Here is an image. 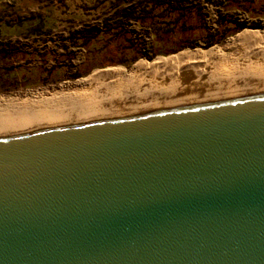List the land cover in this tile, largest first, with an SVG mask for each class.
Instances as JSON below:
<instances>
[{"label":"water","instance_id":"obj_1","mask_svg":"<svg viewBox=\"0 0 264 264\" xmlns=\"http://www.w3.org/2000/svg\"><path fill=\"white\" fill-rule=\"evenodd\" d=\"M0 264H264V97L0 139Z\"/></svg>","mask_w":264,"mask_h":264},{"label":"rangeland","instance_id":"obj_2","mask_svg":"<svg viewBox=\"0 0 264 264\" xmlns=\"http://www.w3.org/2000/svg\"><path fill=\"white\" fill-rule=\"evenodd\" d=\"M188 1L191 10L178 20L182 28L178 24L167 33L169 29L164 25L167 32L159 33V39L147 23L133 21L125 23L122 34L105 33L102 25L107 19L135 7L141 0H0V49L17 51L3 69H13L19 79H13L12 84L2 83L11 87L0 90V96L37 95L99 71L127 70L138 63L177 58L191 52L203 54L219 48L223 54L239 58L247 46L238 42L225 46L227 41L244 32L264 35V0ZM146 11L150 16L159 13L149 7ZM165 18V22L174 19ZM231 20L247 27L238 31L228 23ZM252 25H258L259 29H251ZM92 28L102 33L85 47H73L65 41L69 37L73 39L77 32L87 34ZM183 44L192 48L178 49ZM157 51L166 54L152 55ZM143 53L145 57L140 56ZM43 71L46 74L40 77Z\"/></svg>","mask_w":264,"mask_h":264},{"label":"bare ground","instance_id":"obj_3","mask_svg":"<svg viewBox=\"0 0 264 264\" xmlns=\"http://www.w3.org/2000/svg\"><path fill=\"white\" fill-rule=\"evenodd\" d=\"M217 51L103 70L73 84L0 96V139L116 119L264 97V35L241 33ZM243 46V47H244Z\"/></svg>","mask_w":264,"mask_h":264},{"label":"trees","instance_id":"obj_4","mask_svg":"<svg viewBox=\"0 0 264 264\" xmlns=\"http://www.w3.org/2000/svg\"><path fill=\"white\" fill-rule=\"evenodd\" d=\"M187 5H190L188 0H141V2H139V4L136 5L135 7H128V9H125L120 13L113 14L112 17L107 19L102 26L106 28L105 33H110L111 31L112 33H114V34H110L109 36L111 35L117 36L123 33V31L121 30L125 27L124 25L128 21H133L135 23L138 22L147 23L153 30L154 35L157 38H159L160 37L159 33L167 32V29H169L167 33H170V31L172 30L174 31V28L179 24L178 20L183 19L187 14L186 12H189V10H191V8L188 7ZM148 7L153 8V10L157 9V11L159 12L158 15L150 16V12L146 11V8ZM165 17H170V18L174 17V19H172V21L165 22L163 21L166 19ZM228 23L235 26L236 30L238 31L247 27L244 23H237L234 20L228 21ZM164 25L167 26V29L162 27ZM179 26L181 27L182 25L179 24ZM250 28L259 29L258 25H252ZM100 33H102V30L98 31L97 28H92V30H90V32L87 34H81L77 32V34L72 36L73 39L69 37L65 41H69L70 45L73 47H85L86 45H89L90 42L94 38H96L97 35ZM159 39H161V37ZM80 40L82 41V43H79ZM76 41H78V43ZM74 42H76V44L78 45H75ZM187 47L192 48L191 45L187 46L186 44H183V45H179L178 49H183ZM172 50L175 51L176 49H172ZM172 50L170 51L172 52ZM16 54L17 51L15 49H9L8 51L0 49V90H8V88L11 87L9 85L8 86L2 85V83L8 82L12 84L13 79L14 80L16 79L15 73L12 71L13 69L11 70L3 69V66L6 65L8 62H10L15 57ZM157 54L160 55L166 53L162 51H157L152 55H157ZM145 55L146 54L143 53L140 56L145 57ZM58 69L59 68L55 67V70ZM45 74L46 73L43 71L42 74H40V77H42ZM22 78L25 79L24 77ZM16 80L19 81V79ZM25 80L23 83H25Z\"/></svg>","mask_w":264,"mask_h":264}]
</instances>
